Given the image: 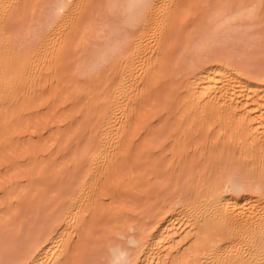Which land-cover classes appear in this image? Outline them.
I'll use <instances>...</instances> for the list:
<instances>
[{
    "label": "bare ground",
    "instance_id": "bare-ground-1",
    "mask_svg": "<svg viewBox=\"0 0 264 264\" xmlns=\"http://www.w3.org/2000/svg\"><path fill=\"white\" fill-rule=\"evenodd\" d=\"M187 1L0 0V122L17 114L45 74L54 79L75 60V75L90 81L89 90L99 86L101 108L93 143L76 157L86 166L60 190L62 201L46 199L44 208L52 207L41 223L34 226L27 217L30 225L25 217L17 233L10 216L0 221L6 225L0 228V264H68L75 240L104 200L105 178L128 151L134 112L159 60L176 45L172 34L189 13ZM197 2V12L204 3L202 13L193 8L189 15L201 21L176 60L187 63L180 67L187 78L182 124L178 119L179 127L160 128L150 143L188 149L183 136L195 125L183 113L205 122L206 130L215 115L211 152L198 154L216 163L205 164L203 175L192 168L160 176L155 211L142 212L145 220L137 213L143 222L126 219L114 227L90 250L94 260L87 264H264V0ZM96 97L90 92L87 100Z\"/></svg>",
    "mask_w": 264,
    "mask_h": 264
},
{
    "label": "rangeland",
    "instance_id": "rangeland-1",
    "mask_svg": "<svg viewBox=\"0 0 264 264\" xmlns=\"http://www.w3.org/2000/svg\"><path fill=\"white\" fill-rule=\"evenodd\" d=\"M187 3V6H184L186 11H184L189 13L184 18L181 16L182 20L179 19L181 21L177 22L173 36L171 35L174 40L172 42L176 45L172 46L174 49L169 53V56L159 60L161 63L156 67L157 75L149 81V88L144 91L138 108L136 107L134 112L129 141L126 142L128 151L125 149L127 151L125 155L112 166L110 175L105 178L104 200L100 201L96 212L92 211L93 215H91L92 213L91 216L89 215V225L75 240L76 252L70 257L68 264H87L88 259L94 260L90 255V250L95 247L94 250L98 249L99 247L96 245L105 241L102 239L108 238L109 233L112 234L111 230L118 227L124 220L132 219V221L143 222V214L145 213L146 216L149 211L152 213L154 207L157 206V198L162 190H159L160 187L157 188L161 182L156 184L157 179L161 181L160 176L167 178L173 171L186 174V171H190L192 168L198 169L203 175L207 166H213L216 163L212 164L215 159L209 161L212 165L208 160L205 162L206 153L211 152V143L215 142L218 132L219 119L215 115L206 120L207 126H209L206 130L205 122L204 124L195 122L196 117H188L187 112L183 113V119H186L187 124L192 127L195 125L192 133L189 134L186 131L187 134H183L185 136H183L185 138L184 145L189 146L188 149L185 146L187 150L184 149L186 150H183L184 152L180 150L181 144L168 143L169 145L166 144L169 146V148L167 146L168 149L163 145L159 146L160 149L156 144L154 145L156 148H154L150 143L153 142L151 140H156L155 135L160 128L162 130V127L168 128L175 123L176 127L180 126L179 124L177 126L182 118L180 110H184L187 98V78L185 79L184 76L186 71L182 69L187 63L183 62L184 66L183 64L179 66V64L184 61L180 58H184L185 53L179 55L181 60L178 61L179 63L176 60H178V53L182 52L180 49L183 48L182 45H184V40H187L188 33L192 32L193 28L197 27L196 24L201 21L197 14L190 17L192 15L190 11L194 8L193 12L196 13L198 10L196 3L200 2L188 0ZM202 7L200 5L197 13H202ZM172 45L174 44L172 43ZM74 63L76 65V60L64 65L60 69L59 75H56L54 79L45 74L40 79L34 94L22 101L24 105L17 110V114H11L0 122V221L10 216L9 218L13 222L11 223L16 224L12 226L10 223L12 228L18 227L19 224L22 225V219L27 222L30 220L29 223L35 221L34 226L41 223L40 219L43 220L45 217L42 218L43 212L47 208L51 211L52 207L50 205L44 208V205L52 204L50 201L58 203V197L61 199L60 190L67 189L70 181L73 178L75 180V174L78 172L77 179L80 170L86 166L80 161L82 159L77 161L76 157L86 145L93 143L96 136L95 127L99 126L101 122V108L99 104H96L99 102L100 89L97 86V88L89 90L90 81L85 77L75 75ZM90 92L97 96L94 103H89L87 100ZM16 115L18 116L16 117ZM180 124H182V119ZM148 144L153 149L150 147L147 151ZM162 146L166 149H162ZM199 150H203L204 157V154H198L201 152ZM199 156L201 157L199 158ZM194 170L192 171L194 172ZM104 183H102L103 188ZM45 193L48 194V198H44ZM46 199L50 200L47 202L49 204L46 203ZM151 208L154 209L150 210ZM10 209L12 210L11 214L8 213ZM140 212L141 214L144 212L142 217L137 215ZM11 215L13 216L11 217ZM25 217L26 220H24ZM27 217H32L34 220H28ZM5 226L4 224L0 225V228H5ZM19 229L18 227L13 231L16 230L17 233ZM7 230L9 231L8 228ZM5 232L7 231L5 230ZM6 234L12 238L9 233ZM21 242L23 241L21 240ZM95 252L92 253L93 256L96 254ZM86 260L88 261L86 262Z\"/></svg>",
    "mask_w": 264,
    "mask_h": 264
}]
</instances>
